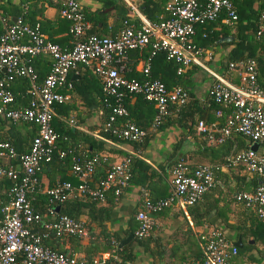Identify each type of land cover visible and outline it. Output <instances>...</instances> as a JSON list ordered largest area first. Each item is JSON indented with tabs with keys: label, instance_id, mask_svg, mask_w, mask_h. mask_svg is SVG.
<instances>
[{
	"label": "built area",
	"instance_id": "built-area-1",
	"mask_svg": "<svg viewBox=\"0 0 264 264\" xmlns=\"http://www.w3.org/2000/svg\"><path fill=\"white\" fill-rule=\"evenodd\" d=\"M50 1L58 4V15L69 22L68 47H59L46 40L37 22L23 23L19 17L0 33V70L4 72V77L0 79V117L35 127V134L23 154H16L7 142L0 141V157L16 162L14 167L0 164V178L10 182L5 198H0V264H106L108 259H111V264H128L108 253L99 254L86 262L83 258L52 250L41 244L44 234L34 230V227H40L55 237H86L81 221L65 215H53V209L49 207L47 212L53 216L44 219L29 202V196L38 193L36 175L42 166L51 161L54 153L58 158L70 154L69 150L56 149L57 134L51 127V119L55 106L66 102L65 93L72 87L68 74L78 65L91 69L103 96L102 103L109 108L103 130L110 129L116 118L127 116L122 106V100L127 95H137L151 104L154 109L152 123L155 125L172 109L184 104L187 93L181 86L167 88L157 78L150 77V62L156 52L161 51L164 59L175 65L176 75L185 68L195 66L212 79L206 89L207 98L228 112L219 125L216 121L207 124L197 121L194 134L200 136L208 146L221 144L232 133L241 136L248 145L245 149L230 153L219 163L191 168L182 162L172 165L169 169V194L154 200L142 198V208L134 215V238L147 236L152 226L150 214L172 204L185 207L199 200L203 193L213 187V172L222 168L240 166L254 178L253 186L247 190L238 189L232 197L258 218L263 217L264 83L257 81L255 65L250 59L227 61L225 72L234 76L236 83L228 81L207 64L212 59V52L193 42L197 35L200 38L205 36L204 32L199 33V28L218 16L227 26L236 20L230 0H168L163 6L164 16H158L155 21L131 8L133 17L122 21L112 35L103 36L83 34L86 22L77 1ZM257 18L256 35H259L264 32V11ZM144 47H148V52L138 64L140 79L126 77L130 71L129 52L140 51ZM43 55L50 61L46 74L38 81L32 60ZM16 77L26 79L28 83L25 91L27 101L25 106L13 109L8 108L13 96L6 82ZM220 115L221 110L216 109L214 117ZM67 123L72 125V120ZM115 131L117 136L130 143L139 144L144 137L143 130L126 119L117 130H112ZM252 143H256L254 151L249 149ZM132 154L128 153L108 165L103 177L92 187L87 180L97 164L96 157L72 156L70 171L78 183L73 186L65 181H57L43 193L52 205L63 202L73 194L86 195L99 201H102L106 191L118 196L130 178ZM198 240L200 259L191 264H230V258L236 254L235 246L217 228H208L200 233Z\"/></svg>",
	"mask_w": 264,
	"mask_h": 264
},
{
	"label": "crops",
	"instance_id": "crops-1",
	"mask_svg": "<svg viewBox=\"0 0 264 264\" xmlns=\"http://www.w3.org/2000/svg\"><path fill=\"white\" fill-rule=\"evenodd\" d=\"M76 1L81 7L84 4L83 0ZM231 1H233L237 7H242L244 12L248 14L251 0ZM15 2L16 0H0V31L6 26L4 17L12 15L8 12L9 4L12 5ZM260 2L263 4L262 9H264V0H256L255 7H258ZM32 3H26L25 7L28 6V9H35H33L34 14L32 16V21L34 20L39 24L40 31L44 38L55 43L59 47H68L69 39H66V29H68V27L65 19L58 15V4L52 3L49 6H45L36 2L35 6H33ZM87 6L90 5L87 4ZM15 18L16 17H12L11 21ZM249 18L250 20L253 19V17ZM111 23V18H108L106 24L111 25ZM87 27L88 24L86 23V28ZM96 30L98 34L104 33V30ZM142 59L143 57L139 56V54L134 57L128 56L129 64H132V61L135 62L133 66L134 69H132V72L135 74L138 73V64ZM48 62L49 58L45 55L39 56L36 59L34 65L35 70H37L39 75L44 76L46 74ZM77 68L70 71L68 74V79L71 81V84L72 82H77L79 80L80 74L83 71L81 67L80 70H77ZM2 74L4 75V72H2ZM196 83L197 86H202L199 84V79L196 80ZM8 85L13 94L14 104L18 105L25 103L27 95L23 83L13 82ZM206 87V85H203V90H205ZM22 91V98H20ZM65 94L67 100L62 106H60V108H58L59 110H62L63 113L56 110V107L54 108L53 124L55 123L57 130H59V128H70L72 131H75V141L79 146H83L85 149L87 148L88 151L86 152L88 157L80 152L78 153L79 155L83 158L96 157L97 164L95 166H97L96 170L98 171L101 169L102 165L108 166L120 160L123 157V153L132 154L133 152L132 155L136 157V161L135 163H132L130 180L120 194L114 198L107 194L105 201L100 202V204L105 203L104 205L106 206L110 204L112 205L109 210L108 219L104 222L103 229L90 223L89 230L86 232V237L81 238L76 243L73 241H65L64 243L59 244V246L57 245L55 251H63L68 255L83 258L86 253L88 254L91 252L86 248L88 242L91 239L101 238L103 235L101 233L110 235L113 232L114 235L116 234L119 237L118 240L125 237L128 233L132 234L133 227H136V221L133 219V215L142 208V198L148 197L149 199L154 200L166 197L169 194L170 170H168L167 165H172L173 159L177 157L181 158L183 156L185 158L184 162L191 166L213 164L219 161L214 157V152L210 150L209 146L200 138V136L195 134L193 137L184 136L182 140L177 143V152H175L173 156H170L171 148L176 144L179 137L184 135V128L169 127L168 129L159 130L157 124H153L152 120L148 123L144 122V118L146 117L144 109H141V111L137 113V119L135 118V120L139 122L135 124L143 130L144 137L142 142L131 151L129 144L110 141L99 134V123H101L102 118L98 102L96 104H88L87 98H83L85 93H78L74 89L67 91ZM203 94L204 93L201 90L196 97L199 105L203 104ZM19 100L22 101L20 102ZM68 120H72V125H68ZM53 124H51V127L55 132L56 129ZM101 127L103 128V125ZM31 128L30 125L22 124L20 122H10L7 124L4 122L3 118L0 117V137L9 139L11 145L8 144L13 149L16 148L19 151L17 153H22L27 145L30 136L29 134H31ZM81 135L87 136L89 139L84 142V138L82 139ZM245 143V139L239 137L237 143L232 144L230 152L234 148L242 150ZM0 164L6 167H14L16 162L14 160H7L4 157H0ZM61 174H64L66 177L72 173L69 170V167H66L64 172H61V169H58L54 164H51L48 167H43L37 175V194L40 195L46 188L52 186L55 182L60 181ZM73 180L77 182L75 178H73ZM235 182L241 183L238 188L247 190L254 185V178L246 173L240 166L222 168L220 169L219 174H217L214 183V188L217 190L212 195L217 196L220 189H225V185L232 187ZM4 188L3 181L0 179V198L2 200L5 198L6 190ZM74 196L78 197V195L74 194L69 195L68 197ZM209 201L210 199H204L201 200L200 204L206 206L209 204ZM218 204L221 205V202L218 201ZM251 213L250 209L243 208L238 204H232L229 206V210L226 212L225 217L227 218L228 223L240 227L241 232L243 233L240 235L235 228L221 226L214 216L207 219L206 223L208 224L204 223L200 226L192 227L190 225V217L186 212V208L172 204L167 208L162 209L160 212L149 215L152 220V226L147 237L149 236L148 246H155V248H153V255L149 257L147 251L142 250L131 239L128 243L123 245L127 246L124 250L130 251L131 254V260L126 261V263L151 264L152 258L155 261V264H179L178 257L183 254L188 255L186 257L188 260H199V255L194 257L195 251L198 250L200 253L198 235L205 228L215 227L219 229L228 242L236 248V254L229 260L230 264H264V216L261 218H257L256 216L259 222L257 225L258 227H254V223L249 224V221L253 222V218L255 217L254 214L251 215ZM78 220L84 221V215H79ZM186 226L190 229L191 240L185 236ZM254 228L257 230L256 233L253 234L252 231H254ZM154 251H159V253ZM102 253L112 255L111 252L104 251L95 253L94 257H97Z\"/></svg>",
	"mask_w": 264,
	"mask_h": 264
},
{
	"label": "trees",
	"instance_id": "trees-1",
	"mask_svg": "<svg viewBox=\"0 0 264 264\" xmlns=\"http://www.w3.org/2000/svg\"><path fill=\"white\" fill-rule=\"evenodd\" d=\"M35 1V2H33ZM76 1V0H75ZM84 4L82 5V14H83V20L88 24V27L84 30L83 34L86 35H112L117 29L121 26L122 21L128 20L131 17H133V11L130 7H128L123 0H83ZM168 0H134L136 9L142 13L147 19L151 21L157 20L158 16H164L163 13V6ZM245 1V0H244ZM25 2V3H24ZM33 2V3H32ZM38 2L40 4H43L45 6H49L52 4L50 0H16L15 3L12 5L9 4L8 12L12 15L4 17V21L6 26L12 23L11 18L12 17H19L23 23L27 24H33L35 21H32V16L34 14L33 9H28V6L25 7V4L32 3L33 6H35V3ZM232 7L236 14V20L229 26L224 25L222 23V17L218 16L214 21L207 23L199 28V33L204 32L205 36L200 38L199 35L197 37L193 38V42L195 45L200 46L204 49H209L212 52V59L207 63L212 69H214L219 74L223 75L228 81L232 83H236V78L232 76L229 73L225 72V63L227 61H236V60H244V59H250L253 61L255 65V69L257 72V81L260 83H264V32H262L259 35H256L257 25H258V16L259 13L264 11L263 4L260 2L259 6L255 8V11L252 16L249 15L242 7H237L236 4L231 1ZM90 5V6H87ZM13 10V12H12ZM249 17H253L252 20H250ZM108 18H111V25L106 24V20ZM249 19V20H248ZM67 23V27L69 25V22L65 19ZM66 27V28H67ZM96 29H101L104 33L98 34ZM3 29H1L0 33ZM97 33V34H96ZM198 33V34H199ZM66 39H69L70 42V36L67 33L66 29ZM222 37H230L231 39L228 41H220ZM224 48V51L222 53L218 50L221 48ZM223 50V49H222ZM148 47H144L140 51H132L129 52V57H134L135 55H138L143 57L147 54ZM219 52V53H218ZM221 53V54H220ZM38 57L34 58L32 60V68L36 74L37 80L39 81L43 76L39 75L37 70H35L36 59ZM50 61V60H49ZM134 63L132 61V64H130V71L126 74V77L128 78H134L136 80L140 79V75L138 73L132 72ZM49 65V62H48ZM78 67V68H77ZM77 70H80V67L83 69L82 73L80 74L79 80L77 82H72V88L71 90H75L78 93H85L83 98H87V102L96 104L98 102V105L100 107V115H101V123H99V134L110 141H117L119 143H127L130 145V150L133 151V148L138 146L136 143H130L119 136H117L116 131L112 132V130H117L119 128V124L122 123L125 119L132 122L133 124H137L135 120L137 113L141 111V109H144V113H146V120L144 118V122L148 123L152 120L154 116V109L151 106L150 103L142 100L137 95H127L122 100V106L125 108L127 112V116L125 118H116L114 122L111 123V127L108 130H103L101 127L107 120V117L109 115V108H107L104 103H102V93L99 87V84L91 72L90 68L84 67V66H77ZM48 70V69H47ZM175 65L172 62H169L164 59V54L161 51H158L154 54V56L151 59L150 62V68H149V75L152 78H157L160 80L165 87L169 88L172 85H179L181 86L187 93V99L184 102L183 105L177 107L176 109H172L170 114L162 119L157 124V127L159 130L168 129L169 127H182L184 128L185 132L184 135L179 137L178 141L175 145L171 148L170 156H173L175 152H177V143L182 140L184 136L193 137L194 136V125L197 121H203L205 124L216 121L219 124L223 123V119L225 114L228 112L227 109L220 108L216 103H214L211 99H208L206 96V89L203 90V85L208 86L212 79L202 70L195 66H190L188 68H185L182 73L179 75L175 74ZM4 75L2 74L0 70V79H2ZM199 79L200 85L197 86L196 80ZM13 82H22L25 90L28 88V83L26 79L21 77L14 78L11 82H6V86L10 90V87L8 84H11ZM78 88V89H77ZM203 91V104L199 105L197 102V95L200 93L201 90ZM24 90V91H25ZM12 93V91L10 90ZM23 91L21 93L20 98H22ZM13 96V94H12ZM20 102L22 100H19ZM27 101V98H26ZM26 101L23 104H14V101L12 104L8 106V108H18L20 106H25ZM64 104V103H63ZM61 105L55 106L56 110L59 112H62V110H59ZM216 109L221 110V115L217 118L214 117V112ZM63 113V112H62ZM148 113V114H147ZM150 114V115H149ZM137 119V118H136ZM5 123H10L8 119H3ZM142 120V119H141ZM140 120V121H141ZM22 124L30 125L31 128V134H29V141L27 142V145L23 149L22 153L19 152L16 148H14V151L16 154L20 155L27 151L29 142L31 138L35 134V127L29 123L20 122ZM51 124H53V117L51 119ZM135 124V125H136ZM54 128L55 123L53 124ZM137 126V125H136ZM57 134V140L55 142V146L57 150H69L70 154H65L64 157L58 158L56 154L54 153L52 156V159L49 163L44 164L43 167H48L51 164H54L57 166L58 169H61V172H64V169L66 167H69L71 165V158L72 156H76L79 152L84 153L86 155L87 148L85 149L83 146H79L77 142L75 141V131H72L70 128H64L59 130L56 129ZM238 134L232 133L229 138L225 139L221 144L219 145H209V148L211 151L214 152V157L217 158L220 162L229 155L230 153L238 151V149L234 148L230 152V148L233 143H237V140H239ZM81 138H84L85 140L89 139L87 136L81 135ZM242 138V137H241ZM0 141H5L11 145V142L9 139L0 137ZM142 142V141H141ZM140 142V143H141ZM248 145L245 143L244 148H247ZM130 151V152H131ZM133 153V152H132ZM217 153V154H216ZM128 153H123V157L126 156ZM87 156V155H86ZM88 157V156H87ZM134 156L131 157L129 170L131 171L132 163H135ZM185 161V158L182 156L177 157L173 159L172 165H174L177 162L185 163L189 168L194 167L189 164H187ZM218 161V162H219ZM217 162V163H218ZM172 165H167L168 170ZM95 166L93 168V171L91 175L89 176V179L87 180V184L92 187L100 178L103 177L106 169L108 168L107 165H102L101 169L96 170ZM41 168V169H42ZM98 171V172H96ZM220 170L213 172V181L215 183L216 176L219 174ZM38 175V174H37ZM36 175V178H37ZM73 178L75 176L73 174H69V176H64V174H61L60 181H65L70 183L71 185L75 186L78 181H74ZM3 181L4 189L6 190L9 186L10 182L7 179L0 178ZM76 179V178H75ZM77 180V179H76ZM130 180V178H129ZM128 180V182H129ZM240 182H235V184L232 187H229L228 185H225V189H220L218 191V195L213 196L214 192L217 190L215 189V184H213V187L209 189L207 192L203 193L199 200L194 202L192 205L185 206L186 212L190 217V225L192 227L194 226H200L202 224H208L207 219L211 216H214L217 220V222L224 227L227 228H235L240 235L243 233L241 232V229L238 225H232L231 223H228L227 218L225 217L226 212L229 210V206L232 204H238L241 207H243L242 204L236 203L233 200L232 195L240 188ZM109 194L112 198L117 197L113 196L110 192H105L103 194L102 201H105L106 195ZM29 202L31 204V207L34 211L38 212L42 218L47 219L50 218L53 215H65L67 217H70L74 220H78V216L83 214L84 215V221L82 222L83 227L85 228L86 232L89 230V224L93 223L96 226L103 229L104 222L107 221L109 210L111 208L110 205H104L100 204L98 199L91 198L86 195H80L78 197H68L63 202L52 205L48 201V197L41 193L39 194H32L29 196ZM204 199H210L209 204L206 206H203L200 204L201 200ZM218 201L221 202V205L218 204ZM54 206H58L57 211L55 212L52 210L53 215L48 214L47 208L53 209ZM245 208V207H243ZM194 212V213H193ZM252 212V211H251ZM135 214V213H134ZM254 214L253 212L251 215ZM134 216V215H133ZM254 221H249V224L254 223V227L258 225V220L256 218V215L254 214ZM134 219V218H133ZM186 224V222H185ZM253 225V224H252ZM136 226V225H135ZM258 227V226H257ZM209 228H215V227H209ZM135 227H133V230ZM208 228H205L201 233H204ZM34 230L38 231L39 234H44L41 240V244L43 246H46L52 250H55V247L59 244L64 243L65 241L68 242H78L80 239L74 236H66V237H55L52 235V233L44 232L41 230L40 227H34ZM132 230V232H133ZM256 228H254V231L252 233H256ZM251 232V231H250ZM103 234L101 238L97 239H91L88 242V245L86 248L91 251L90 253H86L83 257L86 262H90V260L94 257L95 253L97 252H111L116 256V258L119 261H129L131 260V254L130 251H125L124 249L127 246H123L120 249L115 248V243L118 241L119 237L112 232L110 235H107L105 233ZM185 236L191 240V233L188 226H186L185 230ZM200 234V233H199ZM132 240L144 251H147L148 256L151 257L153 255V248L155 246H148L149 242V236L142 237V238H134L132 237ZM255 241V240H254ZM97 242V243H96ZM256 244V243H255ZM57 251V250H56ZM61 253H65L63 251H58ZM156 253H159V251H154ZM197 255L200 256L199 251H195L194 257H197ZM188 255H181L178 257L179 264L186 263L191 264L194 262L193 260L186 259ZM264 257V256H263ZM198 259V258H197ZM200 259V258H199ZM197 261V260H196ZM111 264V259H108L106 264ZM151 264H155V261L151 258Z\"/></svg>",
	"mask_w": 264,
	"mask_h": 264
},
{
	"label": "water",
	"instance_id": "water-1",
	"mask_svg": "<svg viewBox=\"0 0 264 264\" xmlns=\"http://www.w3.org/2000/svg\"><path fill=\"white\" fill-rule=\"evenodd\" d=\"M15 19H13L14 21ZM12 21V22H13ZM231 38L230 37H222L220 39V41L224 42V41H228L230 40ZM1 72H3V70H1ZM249 149L254 151L256 149V143H252L250 146H249ZM58 209V206H54L53 207V210L56 212ZM132 239V234L131 233H128L125 237H123L122 239L118 240V242L116 243V249H119L121 246L125 245L126 243H128L130 240Z\"/></svg>",
	"mask_w": 264,
	"mask_h": 264
},
{
	"label": "rangeland",
	"instance_id": "rangeland-1",
	"mask_svg": "<svg viewBox=\"0 0 264 264\" xmlns=\"http://www.w3.org/2000/svg\"><path fill=\"white\" fill-rule=\"evenodd\" d=\"M124 3L128 6V7H130V8H135L136 9V6H135V2H134V0H124ZM254 4V5H253ZM255 4H256V0H251V3H250V5H249V15L250 16H252L253 15V13H254V11H255ZM224 48L225 47H223V48H221L220 50H218V51H220L221 53H222V51H224ZM223 49V50H222ZM219 53V52H218ZM241 138V137H240Z\"/></svg>",
	"mask_w": 264,
	"mask_h": 264
}]
</instances>
